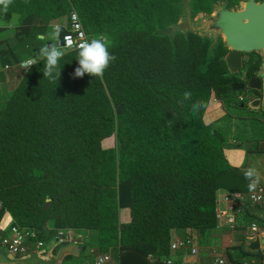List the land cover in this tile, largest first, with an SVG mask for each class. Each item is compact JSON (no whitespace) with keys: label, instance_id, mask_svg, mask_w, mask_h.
<instances>
[{"label":"trees","instance_id":"16d2710c","mask_svg":"<svg viewBox=\"0 0 264 264\" xmlns=\"http://www.w3.org/2000/svg\"><path fill=\"white\" fill-rule=\"evenodd\" d=\"M180 1L13 0L0 12L17 14L19 28L0 46L2 67L19 62L12 43L36 39L49 20L64 19L62 36L71 9L87 39L103 38L117 57L102 79L75 77L76 52L65 49L57 83L43 77L39 62L7 84L0 103V216L7 212L37 238L49 224L52 235L87 230L92 260L133 249L166 261L172 231L199 240L216 227L218 189L249 191L224 156L226 132L216 119L205 121L211 97L238 107L230 100L221 41L209 53L207 38L163 33L178 19ZM215 1L190 0L191 14L209 12ZM186 90L190 100L183 99ZM195 101L202 107L193 113ZM260 130L254 134L264 139ZM107 138L110 145L103 144ZM121 208L128 211L122 222ZM243 236L228 238L226 260L260 264V252L241 249Z\"/></svg>","mask_w":264,"mask_h":264},{"label":"water","instance_id":"95a60500","mask_svg":"<svg viewBox=\"0 0 264 264\" xmlns=\"http://www.w3.org/2000/svg\"><path fill=\"white\" fill-rule=\"evenodd\" d=\"M190 0L180 1V12L175 23L163 30L172 36L175 32L196 34L209 41L208 50L212 52L218 40L226 50L220 57L224 62L227 73L234 74L241 67L242 53L255 52L260 56L258 67L245 82V87L260 90L261 96L251 95V100L246 107L251 110H261L264 113V0H238L237 4L228 6L227 1L217 0L213 2L210 12H196L191 14ZM50 43V42H46ZM241 82L230 83V89H240ZM250 155V156H249ZM249 161L244 171L249 167H255L260 176L259 185L264 189V139L258 140L248 153ZM249 213L259 219L262 224L255 234L244 235L241 249L262 254L260 264H264V208H249ZM63 237V235H61ZM75 242L80 241L77 237ZM48 259L42 254L26 253L14 256L5 249L0 248V264H46ZM105 264H171L166 261L150 260L142 253L126 249L118 253L116 259H111Z\"/></svg>","mask_w":264,"mask_h":264},{"label":"crops","instance_id":"0c3cea01","mask_svg":"<svg viewBox=\"0 0 264 264\" xmlns=\"http://www.w3.org/2000/svg\"><path fill=\"white\" fill-rule=\"evenodd\" d=\"M18 15L15 13H10L5 16H0V46L4 45V42L9 39H14L17 37V32L19 31L18 23H17ZM65 22L64 19H51L47 22L46 27L43 30L42 34H37L36 39H28L25 41H21L16 43L15 41L12 43L11 47L13 53H15L16 57L19 59L18 63L11 65H0V103L5 100L7 95V84L11 83L14 78L20 74V71L23 69L20 65V62L28 59L33 55V52L38 51V48L45 44L46 42H52L46 34H49V30L47 27L51 25L60 24ZM12 25L8 27L6 25ZM42 37V38H41ZM25 43V44H24ZM27 49V51L23 52V50ZM18 67V68H17ZM1 73H3L1 75ZM206 116V114H205ZM230 164V163H229ZM231 165V164H230ZM230 193V191L224 189H218L215 193V208L222 206V197ZM259 208L252 204L249 201H244L243 203H238L234 205L236 218L238 220V225L235 229L231 230L227 226L224 225L222 220H217V225L214 229L207 231L204 233L203 237L199 240H194V248L195 252L193 254L190 253L188 248H175L173 250L169 249L168 260L171 264H214L213 259L215 257H221L219 251H225V246L230 239H228L232 234L236 232H241L244 235H247L245 227L251 221L255 222L259 227L262 222L257 219L255 216L249 213V208ZM124 209V208H121ZM119 209L118 212L121 210ZM127 210V209H125ZM128 212V211H127ZM122 216V215H121ZM126 221V214L123 215L122 218ZM122 222V221H121ZM11 224V219L7 212L2 213L0 216V236L4 235L8 231V226ZM51 224L48 225L47 230H51ZM44 231V235L41 238H37L35 233L33 237L30 238L28 242V253L42 254L45 256L48 261L46 264H63L66 261H70V258L78 259L77 262H80L81 257L84 255L81 252L84 250L92 248L94 243L91 233L87 230H57L52 234H49V231ZM51 232V231H50ZM63 235V237H61ZM52 236L54 238V246L49 248L48 250L40 249L42 246L35 248V242L40 240L41 242L45 237ZM79 237L80 241L75 242L74 240ZM172 240L175 241L178 239L175 232H171ZM43 245V243H42ZM0 248H3L0 246ZM4 249V248H3ZM217 254V255H216ZM81 256V257H80ZM222 258V257H221ZM227 261V260H226ZM67 263V262H66Z\"/></svg>","mask_w":264,"mask_h":264},{"label":"clouds","instance_id":"9594fccd","mask_svg":"<svg viewBox=\"0 0 264 264\" xmlns=\"http://www.w3.org/2000/svg\"><path fill=\"white\" fill-rule=\"evenodd\" d=\"M27 3L28 0H25ZM13 0H0V12L3 14L8 12ZM11 27L12 25H6ZM63 28L60 24L52 25V30L48 34L51 43H45L33 52V55L24 60L21 67L25 71H30L31 67L43 63V77L52 83H57L60 79L62 64L60 61L66 54L65 47L61 46L60 36ZM42 38V37H41ZM71 48L76 52L75 59L78 66L74 69L75 77H82L87 73L91 77L102 79L105 71L117 59V57L109 51L108 45L103 38L85 39L82 42H73ZM192 97L191 90L183 93L184 100H190ZM202 107L200 101H195L191 105L193 113L199 111ZM244 177L249 181V190H254L261 181V176L255 167H249L244 171Z\"/></svg>","mask_w":264,"mask_h":264},{"label":"rangeland","instance_id":"374dc122","mask_svg":"<svg viewBox=\"0 0 264 264\" xmlns=\"http://www.w3.org/2000/svg\"><path fill=\"white\" fill-rule=\"evenodd\" d=\"M47 28L51 32L52 25ZM46 35L48 37V34ZM239 95V93L233 92L230 98L231 102H237ZM205 114V121L216 119L214 126L226 132V145L223 152L228 162L237 170L240 168L244 169L249 161L250 155L248 156V153L252 151L253 146L258 140H262L254 132L261 131L260 128L264 130V113L259 109L251 110L247 107H234L230 104L227 106L221 100L211 97ZM105 143L110 145L111 139L107 138L103 141V144ZM125 214L126 219H128L127 210L121 209L118 212V220L123 221L124 219H119V217L122 218ZM42 243L43 245L40 249L48 250L54 246V238L47 236L43 239ZM1 250L4 249L1 248ZM81 253L84 255L82 257L80 256V262H77V258L73 260L70 258V261H66L67 263L64 262L63 264H91L93 253L90 252L89 247ZM219 254L223 259H226V251H219Z\"/></svg>","mask_w":264,"mask_h":264},{"label":"built area","instance_id":"2783aa9c","mask_svg":"<svg viewBox=\"0 0 264 264\" xmlns=\"http://www.w3.org/2000/svg\"><path fill=\"white\" fill-rule=\"evenodd\" d=\"M87 39V35L83 30L82 24L74 10H70L67 18L66 32L61 36V46L65 49H72L73 42H82ZM22 62H20V65ZM249 201L259 208H264V189L257 185L254 190H249L246 193L230 192L222 197V206L215 208V218L222 220L224 225L231 230L239 224L237 220V212H235L234 205ZM248 235L255 234L259 226L251 221L245 227ZM33 231L26 228H21L15 224L8 226V231L4 235L0 236V246H2L9 254L18 256L28 253V240L33 237ZM194 241L191 238H182L173 241L169 249L175 248H188L190 253L195 252ZM42 246V242L37 240L35 242V248ZM110 260L109 255L101 253L92 260L91 264H105ZM169 262V260H166ZM214 264H231L221 257H215L213 259Z\"/></svg>","mask_w":264,"mask_h":264},{"label":"flooded vegetation","instance_id":"af4514ba","mask_svg":"<svg viewBox=\"0 0 264 264\" xmlns=\"http://www.w3.org/2000/svg\"><path fill=\"white\" fill-rule=\"evenodd\" d=\"M256 1H258V0H256ZM237 2L234 4H228V6H233V5L237 4ZM259 61H260V56L255 52H251L248 54L242 53L241 67L239 68L238 72H236L234 74L227 73L228 75H230V78H231V81L229 82V86H230V83H232V82H241L244 84L243 87H241L240 89L232 90L233 92H237L240 94L238 96L237 103H236L237 106L240 108L246 107V103L249 100H251L252 94H255L256 97L261 96L260 90L256 91V90L245 87V82L247 81V79L250 76L253 75L254 70L258 67Z\"/></svg>","mask_w":264,"mask_h":264}]
</instances>
